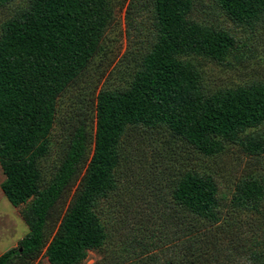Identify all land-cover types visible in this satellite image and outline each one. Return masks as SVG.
Wrapping results in <instances>:
<instances>
[{"label":"trees","instance_id":"trees-1","mask_svg":"<svg viewBox=\"0 0 264 264\" xmlns=\"http://www.w3.org/2000/svg\"><path fill=\"white\" fill-rule=\"evenodd\" d=\"M114 1L23 0L0 26L1 188L15 207L30 203L21 213L30 232L0 255V264H33L44 250L50 264H81L89 251L101 250L109 238L101 204L121 199L123 175L133 180L142 169L148 174L155 152L162 153L165 172H158L159 183L152 180L151 196L159 199L158 209L174 212L170 217L185 247L179 261L160 264H264V230L257 229L264 221V174L242 176L229 201L220 193L219 171L178 168L176 152L183 148L217 158L230 144L249 157L264 155V129L248 132L264 124V82L211 91L190 60L224 64L238 45L229 30L193 18L201 0L130 1L131 21L148 5L153 12L150 34L142 21L131 24L135 41L145 45L127 59L134 68L131 85L103 89L90 118L86 110L62 122L65 146L47 176L42 162L52 152L58 98L105 48ZM213 1L237 27L264 35V0ZM13 2L0 0V10ZM134 129L141 130L133 138L139 136L137 143ZM78 180L70 207L57 214ZM143 200L137 199L141 205ZM134 201L129 197L126 214L141 230L145 222L132 216ZM226 205L257 220L226 219ZM152 257L143 264H155Z\"/></svg>","mask_w":264,"mask_h":264},{"label":"rangeland","instance_id":"rangeland-1","mask_svg":"<svg viewBox=\"0 0 264 264\" xmlns=\"http://www.w3.org/2000/svg\"><path fill=\"white\" fill-rule=\"evenodd\" d=\"M130 1L118 0L117 3L114 1V20L102 39L105 48L91 60L88 68L79 79L69 85L58 98V125L51 137L53 148L50 155L42 162L43 168L48 170L47 173L44 171L47 176L50 171H54V166L61 157V149L63 150L65 146L61 128L62 122L71 117L76 118L86 110L90 118L92 105L97 102V96L103 89L126 90L131 85L134 68L133 64H130L127 59L131 52L137 51L138 54V50L145 47V45L138 44L135 41V30L132 29L131 24L133 26V20L134 22L142 21L145 34H150L153 12L152 7L148 5L140 11L137 18L131 21L128 19ZM199 2L200 5L196 6L192 14L193 18L197 21L215 24L229 30L238 42L236 49L231 52L224 64L202 57L190 59L193 60V63L201 73V79L205 83L206 88L215 91L217 89L249 84L255 80L264 82V35L262 32L250 34L245 29L237 27L214 4L213 0H201ZM23 4V0H16L7 8L0 10V26L18 9V6L22 7ZM244 56H246L245 59H243ZM263 129L264 124L251 128L248 132H257ZM140 132L141 130L134 129L131 132V139ZM138 139L139 136L133 141L137 143ZM148 143L149 141L146 140L145 144L148 145ZM227 146V151L217 158L204 157L202 155L198 157L194 154V150H187L186 148L177 150L176 154L180 158L178 168L182 164V167L187 170L219 171L218 175L221 176L220 193L226 194L230 201L235 184L242 176L251 172L264 174V155L257 158L249 157L241 151L239 145L228 144ZM132 149L134 151V148ZM149 149L154 150L153 147H149ZM160 154L162 153L155 152L153 165H156L149 168L148 174L147 170L142 169L143 171L140 175L133 179L136 182L132 180V177L122 176V186L118 191V195L122 194L121 199L114 197L112 204L108 202L101 204L99 214L102 221L107 225L109 238L101 250L89 251L88 257L81 264H143L142 259L146 261L148 256H153L152 262L155 264L173 259L180 260L185 247L183 240L178 239V234L173 224L177 220L172 219V216L170 217L174 212L167 208L166 210L165 208L158 209L157 203L159 199H153L151 196L153 186L150 185L160 182V173L158 172H165V165L163 166V163L159 161ZM144 166L146 165L143 164ZM152 171L156 172V179H153L154 173H151ZM4 180L5 175L0 163V254L18 247L20 241L30 232L29 226L21 215L22 210L30 203L15 207L3 193L1 185ZM152 180L154 184H151ZM78 183L79 180L61 200L57 207V214L64 215L70 207ZM162 183L165 184L166 180L165 182L162 180ZM127 193L134 195L136 199ZM129 197L138 204V206L136 204V208L132 209V213L135 214L132 216L136 219L141 217L143 218V220L140 219L141 223L145 222V225H141V230L139 229L140 225L134 223V220L126 214L127 206L125 205L129 204ZM140 198H145V200L141 201L142 205L137 201ZM168 198L170 196L162 197L164 204L170 202L169 200L171 199ZM115 199L118 202L116 204ZM229 207L224 209L226 219L231 215L230 218L232 217L233 220L238 221L240 219L242 221L246 219L257 220L248 213L237 215ZM129 213L132 214L131 212ZM146 215L151 217L150 221L145 220ZM189 220L191 219H184L186 222H189ZM179 224H181L179 225L181 227L182 222H179ZM257 224V229L260 228L262 232L264 230V221L261 225L259 222ZM262 235L264 236V232ZM150 243L151 245H149ZM145 244L147 246H143ZM148 250H150V253ZM143 251L147 252L143 254ZM148 263L151 264V262ZM19 264L23 263L20 262ZM33 264H50L45 255V250Z\"/></svg>","mask_w":264,"mask_h":264},{"label":"crops","instance_id":"crops-1","mask_svg":"<svg viewBox=\"0 0 264 264\" xmlns=\"http://www.w3.org/2000/svg\"><path fill=\"white\" fill-rule=\"evenodd\" d=\"M0 255H2V254H0Z\"/></svg>","mask_w":264,"mask_h":264}]
</instances>
